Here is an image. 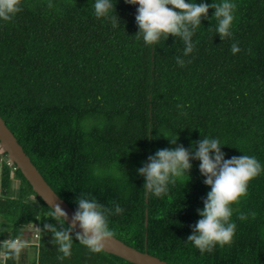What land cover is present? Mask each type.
Instances as JSON below:
<instances>
[{
  "label": "trees",
  "instance_id": "16d2710c",
  "mask_svg": "<svg viewBox=\"0 0 264 264\" xmlns=\"http://www.w3.org/2000/svg\"><path fill=\"white\" fill-rule=\"evenodd\" d=\"M94 2L51 0L49 9V0H22L13 20H0V117L6 127L74 212L80 198L112 209L118 204L123 212L112 214L109 225L125 245L167 264H264V171L232 205V243L203 254L187 241L211 191L200 161L191 160L188 175L160 197L146 192L138 173L158 150L183 146L194 154V142L204 137L219 139L225 159L255 156L264 167V0H232L233 35L224 40L210 7L186 57L179 37L148 45L136 35L139 5L111 0V15L120 20L114 28L96 17ZM234 42L241 49L236 54ZM165 136L178 137L176 144ZM51 211L19 170L0 162V242L29 241L32 225L41 229L18 257L0 249L2 264H131L90 252L75 231L71 256L58 259L62 253L44 224L60 229L63 221ZM252 211L255 219L238 218Z\"/></svg>",
  "mask_w": 264,
  "mask_h": 264
},
{
  "label": "clouds",
  "instance_id": "9594fccd",
  "mask_svg": "<svg viewBox=\"0 0 264 264\" xmlns=\"http://www.w3.org/2000/svg\"><path fill=\"white\" fill-rule=\"evenodd\" d=\"M125 2L139 5L135 16L139 28L136 34L138 37L142 36L148 45L159 43L162 37L167 40L169 35L179 37L184 44L183 55L185 57L193 53L195 44L192 37L201 25V19L207 17L210 7L215 10L214 18L217 21L215 32L219 34L221 40L233 35L231 28L235 20L237 5L232 0H221L211 5L197 4L193 0L192 2H186V0H125ZM21 4L22 0H0V20L5 22L13 20L22 11ZM47 7L49 9L54 7L51 0ZM93 8L97 18L108 20L114 28L119 26L118 16L111 15L115 8L111 0H95ZM240 51L238 43L234 42L231 52L236 54ZM176 62L181 67L185 64V60L179 56L176 57ZM166 138L173 145L178 139V137ZM193 145H195L194 154L183 146L158 150L154 156L148 158V162H145L143 167L138 169V173L145 179L143 188L146 192L149 195L160 197L168 192L170 184H175L178 178L185 174L188 175L192 168L191 160L200 161L199 171L206 177L204 183L210 186L211 191L204 199L203 209H198L202 218L195 224L187 241L203 254L212 252L217 245L223 247L232 243L237 227L231 219L232 205L247 196L249 182L260 175L264 167L255 156L242 155L225 159L224 153L221 152V142L217 138L204 137L198 143L194 142ZM1 156L8 160L4 153ZM1 164L6 163L1 162ZM16 170H18L17 167ZM113 204L114 209L101 205L95 198H80L78 199L79 207L71 218V224L67 227L64 226L68 219L67 213L59 204L51 208L49 215L58 223L63 221L59 223L60 229L53 224H44V230L53 233L58 252L62 253L57 258L62 260L71 256L72 233L77 225L82 232H76L75 238L81 245L86 246L92 253L104 251L106 242L116 235L110 228L109 217L112 214L123 212L118 204L115 202ZM249 216L255 219L256 213L254 211L248 214L241 213L238 218L244 221ZM35 228L41 233L40 228ZM29 246L30 242L22 237L0 242V249L4 250L6 256L18 257Z\"/></svg>",
  "mask_w": 264,
  "mask_h": 264
},
{
  "label": "water",
  "instance_id": "95a60500",
  "mask_svg": "<svg viewBox=\"0 0 264 264\" xmlns=\"http://www.w3.org/2000/svg\"><path fill=\"white\" fill-rule=\"evenodd\" d=\"M0 148L8 160L17 167L23 178L30 185L34 194L40 198L49 209L54 208V206L57 204L60 205L62 210L67 213L68 219L65 223L70 225L71 218L74 216L75 212L47 185L40 173L31 163L30 159L24 153L21 146L17 143V140L13 134L6 127L1 117ZM74 231L82 232V229H80L77 225ZM102 252L123 259L131 264H167L166 262L161 261L154 256H151L145 252L137 251L136 249L125 245L114 237L106 242L105 250Z\"/></svg>",
  "mask_w": 264,
  "mask_h": 264
},
{
  "label": "built area",
  "instance_id": "2783aa9c",
  "mask_svg": "<svg viewBox=\"0 0 264 264\" xmlns=\"http://www.w3.org/2000/svg\"><path fill=\"white\" fill-rule=\"evenodd\" d=\"M0 161H1V162H5L6 165L9 166V167H11L13 171L16 170V167H15L10 161H8L6 158L1 157V158H0ZM35 227L38 228L37 225H32V227L30 228V240H29L30 245H31L32 243L37 242V240H38L39 237H40V236H39V232H37V230H36ZM15 238H17V237H15ZM15 238H13V239H15ZM8 239H10V238H8ZM5 240H7V238H6Z\"/></svg>",
  "mask_w": 264,
  "mask_h": 264
},
{
  "label": "rangeland",
  "instance_id": "374dc122",
  "mask_svg": "<svg viewBox=\"0 0 264 264\" xmlns=\"http://www.w3.org/2000/svg\"><path fill=\"white\" fill-rule=\"evenodd\" d=\"M18 187H19V182H18V180H15V181L13 182V191L16 192L17 189H18ZM30 199L32 200L33 198H30ZM0 231H1V230H0ZM2 262H3V253L0 252V264H2Z\"/></svg>",
  "mask_w": 264,
  "mask_h": 264
},
{
  "label": "crops",
  "instance_id": "0c3cea01",
  "mask_svg": "<svg viewBox=\"0 0 264 264\" xmlns=\"http://www.w3.org/2000/svg\"><path fill=\"white\" fill-rule=\"evenodd\" d=\"M2 156L0 155V158H1Z\"/></svg>",
  "mask_w": 264,
  "mask_h": 264
}]
</instances>
